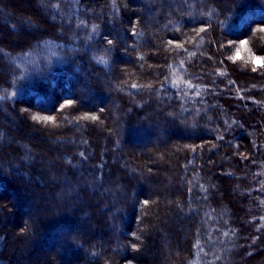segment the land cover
Wrapping results in <instances>:
<instances>
[{
  "label": "trees",
  "instance_id": "obj_1",
  "mask_svg": "<svg viewBox=\"0 0 264 264\" xmlns=\"http://www.w3.org/2000/svg\"><path fill=\"white\" fill-rule=\"evenodd\" d=\"M0 8V264H264V0Z\"/></svg>",
  "mask_w": 264,
  "mask_h": 264
},
{
  "label": "rangeland",
  "instance_id": "obj_2",
  "mask_svg": "<svg viewBox=\"0 0 264 264\" xmlns=\"http://www.w3.org/2000/svg\"><path fill=\"white\" fill-rule=\"evenodd\" d=\"M1 9V8H0ZM2 12V16L5 14L4 11H1ZM31 26V25H29ZM32 27V26H31ZM29 138V137H28ZM46 141L48 142H52L53 140H51L49 137L46 138ZM58 151H56L54 149V147H50L49 150H46L44 149V151L42 152V157H41V160L45 162L46 166L47 167H51L52 164L55 162V161H59V156H58Z\"/></svg>",
  "mask_w": 264,
  "mask_h": 264
},
{
  "label": "snow or ice",
  "instance_id": "obj_3",
  "mask_svg": "<svg viewBox=\"0 0 264 264\" xmlns=\"http://www.w3.org/2000/svg\"><path fill=\"white\" fill-rule=\"evenodd\" d=\"M34 119H43V120H48L50 119L49 117H34Z\"/></svg>",
  "mask_w": 264,
  "mask_h": 264
}]
</instances>
